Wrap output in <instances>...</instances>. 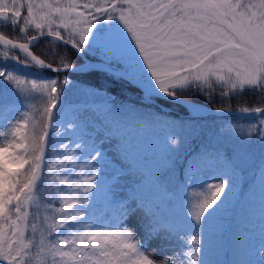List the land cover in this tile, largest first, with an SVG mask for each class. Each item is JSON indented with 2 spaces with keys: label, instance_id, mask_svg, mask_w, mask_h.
I'll list each match as a JSON object with an SVG mask.
<instances>
[{
  "label": "snow or ice",
  "instance_id": "obj_1",
  "mask_svg": "<svg viewBox=\"0 0 264 264\" xmlns=\"http://www.w3.org/2000/svg\"><path fill=\"white\" fill-rule=\"evenodd\" d=\"M217 103L227 155L181 161L177 130ZM154 126L158 169L134 140ZM257 152L264 188V0H0V264H220L214 225Z\"/></svg>",
  "mask_w": 264,
  "mask_h": 264
},
{
  "label": "trees",
  "instance_id": "obj_2",
  "mask_svg": "<svg viewBox=\"0 0 264 264\" xmlns=\"http://www.w3.org/2000/svg\"><path fill=\"white\" fill-rule=\"evenodd\" d=\"M46 47H52V46L47 44H42L39 48L33 49V51L39 55L41 54L42 50H44ZM49 59H55V58L49 57ZM81 81L86 82L84 78H81ZM108 87L111 94L118 96L120 99L124 98L121 95V90L118 85L109 84ZM69 99L71 102H74L78 100L79 97L76 95H71ZM195 99L196 102L202 103V98H195ZM258 99H259L258 97H254V96L245 97V99L239 101L233 99L231 101V106L232 108H236L238 105H243L245 103L248 106H251L255 104ZM207 105L210 107L220 106L218 103L207 104ZM169 107H172V111L166 112L168 113V115H161L159 117L160 119L162 120L187 119L186 110H181V108L178 106H169ZM220 126H221V121L219 117L205 116L204 119L201 120L197 125L196 131L194 133L190 129H185L183 132L177 130L176 132L177 139L183 138L185 141L180 152V160L183 161L185 157L191 158V156H194L197 152L204 151L205 149H207L208 151H213L214 149H216L217 147L213 145L212 134L216 129H219ZM158 137L160 139L163 138V132L160 131L158 126H154L151 130L137 133L134 140L139 147L146 149L149 142L151 144H154L153 141L156 140ZM221 152L227 155V152L223 150H221ZM161 163L162 160L160 154L158 158L151 159L150 161H148L146 164V168L158 169ZM260 188L261 186L259 183V174L256 173L248 189L241 194H234L233 199L230 202H228L221 210V213L218 216L214 225V236H213L214 255L212 257L214 260L219 261L220 264H230V262L232 261L230 260L226 252V247L229 237L226 236V232L229 229L231 232L232 221L237 212L239 202L241 201L245 193L257 194L260 192ZM235 264H240V263L235 262Z\"/></svg>",
  "mask_w": 264,
  "mask_h": 264
},
{
  "label": "rangeland",
  "instance_id": "obj_3",
  "mask_svg": "<svg viewBox=\"0 0 264 264\" xmlns=\"http://www.w3.org/2000/svg\"><path fill=\"white\" fill-rule=\"evenodd\" d=\"M78 96V95H76ZM79 99L72 102L73 104H79L84 102V98L78 96ZM246 123L245 121H241ZM218 129L212 134L213 145L217 148L227 152L229 144L226 142L218 141L217 134ZM161 146L163 138L160 139ZM107 147V145L105 146ZM141 164L146 168V164L151 159H156L160 155L159 146L157 144H151L149 142L146 149L139 147ZM259 152H257L256 159L252 165L247 166L243 172H238L236 176V190L235 194H241L246 191L256 173L258 171ZM228 169H224L227 171ZM227 178V177H225ZM132 183L131 179H122L120 181V187L117 188V194L127 191V186ZM250 236L251 239L247 245L241 246L240 250L233 255V248L236 241L242 236ZM226 236L228 237L226 252L230 260L240 264H257L256 247L259 245L260 239L264 236V188H260V192L257 194L245 193L239 202L237 212L232 221L231 232L227 230ZM221 260V259H219Z\"/></svg>",
  "mask_w": 264,
  "mask_h": 264
},
{
  "label": "water",
  "instance_id": "obj_4",
  "mask_svg": "<svg viewBox=\"0 0 264 264\" xmlns=\"http://www.w3.org/2000/svg\"><path fill=\"white\" fill-rule=\"evenodd\" d=\"M212 108L213 107H209L207 105H204V108H203V114H204V116H217V114L215 112H212L211 111Z\"/></svg>",
  "mask_w": 264,
  "mask_h": 264
}]
</instances>
